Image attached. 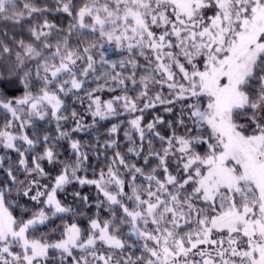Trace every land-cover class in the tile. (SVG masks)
Masks as SVG:
<instances>
[{"label": "snow or ice", "instance_id": "obj_1", "mask_svg": "<svg viewBox=\"0 0 264 264\" xmlns=\"http://www.w3.org/2000/svg\"><path fill=\"white\" fill-rule=\"evenodd\" d=\"M0 20L21 27L0 29V264H264V0H0Z\"/></svg>", "mask_w": 264, "mask_h": 264}, {"label": "trees", "instance_id": "obj_2", "mask_svg": "<svg viewBox=\"0 0 264 264\" xmlns=\"http://www.w3.org/2000/svg\"><path fill=\"white\" fill-rule=\"evenodd\" d=\"M23 2V0H22ZM50 0H37V4L38 6H42L43 4L45 3H49ZM77 2L79 3L80 0H77ZM50 22L52 23H55L57 24L59 27H66L68 22H69V19L66 17L65 14H62V13H56V12H53L51 15L47 16L46 17ZM40 19H43L40 18ZM33 23H35V20H33ZM29 25L27 23H25L23 25V27L26 29ZM0 29H6L8 32H9V35H11V33L13 31L17 32V33H20L21 31V27L20 25H16L15 27H13V25L11 24V22H9L8 24H5L2 20H0ZM85 38H87L88 40H95L96 37H88L87 36V33H85ZM73 43H75V41H73ZM110 45H112L114 48V50H112V47H110ZM105 55H106V58L109 59V57H113L114 59H119V57L121 55H123L122 53H124L125 49H119L117 48V46L114 44H108V43H105ZM108 49H110L112 52L107 54L108 53ZM97 59H99V57L97 56ZM120 61V60H119ZM92 87H95V85H92ZM90 90V88H86L85 91H88ZM115 94H119V93H104L103 94V99H108L110 98V95H115ZM131 94V93H130ZM81 96H83V93H80ZM69 103H71V101H69ZM86 101H85V106H86ZM76 108L79 112H83L84 111V107L80 106V105H76ZM157 111L159 113H163V109L162 108H158ZM152 115L153 113H148L146 114V120H150L152 118ZM131 117H125V119H130ZM172 117L170 115H166V119H171ZM84 122L87 123V124H91L92 123V117L89 116V115H85L84 117ZM118 121L116 120H109V121H100L98 127H99V131H93V130H88L86 132H81V133H78L77 136H74L73 139H77V138H80L81 139V143L82 145H90L92 146L93 148L96 147V138L99 137L100 138V143H103V140L106 139L107 137L104 136V133L107 131V129L109 127H111V124L112 123H117ZM74 126V125H73ZM38 128L40 129V135L42 136L44 134L45 131H47L49 134H51L52 136H56L57 135V132H56V128H55V123L52 122V123H49V122H39L38 123ZM119 139H120V142H121V147H120V151L123 153L126 151V147H127V141L124 139V136H123V130H121L120 134H119ZM154 143H156L157 147H159V143L154 141ZM58 150L62 153V158L64 159H68L71 157V159H75L74 157L71 156V149L69 148V141H61L60 142V145L58 147ZM35 154V153H33ZM107 155L109 157H111L112 155V152L111 151H108ZM90 156H92V160H91V165L92 167H95L97 169H99L100 167H103L105 166V162L103 160V156H101V159L99 162H97L95 156L90 153ZM45 167L47 169H50L51 166L49 165H45ZM92 167H89L87 169V175H88V178H94V176L92 175ZM54 175L56 174L55 172L53 173ZM85 173L84 172H81L80 175H84ZM74 188L76 190H80L82 192V194H87V195H90V196H94L96 194V189L94 187H90V186H80V185H75ZM69 192L73 191V186H70L69 189H68ZM67 202H71V197L69 196L67 198ZM18 214V213H17ZM57 223H59V221H57ZM128 229L125 228V233H127ZM134 239V238H133ZM133 240H128V243H132ZM136 255H140L139 252L136 253Z\"/></svg>", "mask_w": 264, "mask_h": 264}, {"label": "rangeland", "instance_id": "obj_3", "mask_svg": "<svg viewBox=\"0 0 264 264\" xmlns=\"http://www.w3.org/2000/svg\"><path fill=\"white\" fill-rule=\"evenodd\" d=\"M114 46H115V44H114ZM110 47H112V50H114L115 48L112 46V45H110ZM114 48V49H113ZM118 48V47H117ZM119 49H122V48H119ZM116 50V49H115ZM124 50V49H123ZM112 51L110 50V49H108V53L107 54H109V53H111ZM106 54V53H105ZM123 55H121L120 57H119V59H114L113 57H109V60H112V61H119V60H122V59H124L127 55H128V53L126 52V50L124 51V53H122Z\"/></svg>", "mask_w": 264, "mask_h": 264}]
</instances>
